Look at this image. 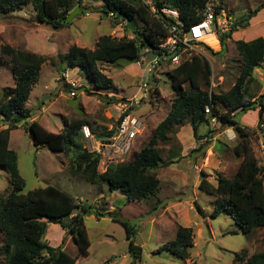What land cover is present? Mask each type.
I'll return each instance as SVG.
<instances>
[{
  "label": "rangeland",
  "instance_id": "rangeland-1",
  "mask_svg": "<svg viewBox=\"0 0 264 264\" xmlns=\"http://www.w3.org/2000/svg\"><path fill=\"white\" fill-rule=\"evenodd\" d=\"M221 2L227 6L233 19H239L259 7L264 0ZM104 4L105 0H82L81 6L77 4L73 9L81 8L82 12L59 28L39 22L31 4L14 11L0 12V48L3 44H10L15 48L50 58L43 64L40 78L33 87L26 106L32 111V119L38 120L51 132L62 131L64 120L83 119L98 136L99 142L107 138L106 134L117 127L121 113L120 103L137 93L139 83L143 79V70L137 61L121 58L112 63L101 62L99 67L113 79L114 88L99 90L87 78L84 70L67 65L63 56L73 45L95 49L101 35L133 36V32L126 29L125 22L122 24L123 29H120L121 26L117 23L119 20L102 10ZM258 13L262 15L254 20V23H249L246 27L240 26L236 30L248 27L247 34L260 32L263 37L264 8ZM137 25L143 27L139 20ZM236 40L237 36L233 34L226 38V43L221 46L214 36L205 40L214 52H218L213 54L208 49L203 50L213 72L211 84L207 87L211 93L228 91L240 74L242 60L235 46ZM145 49L142 47L141 52H145ZM149 56L152 57V54ZM10 59V56L2 54L0 50V95L4 89L15 85L13 62ZM168 72L169 66L161 65L153 76L145 73L151 88L156 87L159 91L153 92L151 98L135 108V114L142 121V130L131 147V154L117 158L114 164L134 159L167 115L175 94ZM66 74H69V78L79 81L80 87L75 97L69 95L71 86L66 80ZM263 91L264 78L255 70L246 85V98L258 99ZM112 96H117L121 102L112 103V100L108 99ZM236 119L242 124H247L259 135V138L257 134L251 138V144L259 164L264 169V126L258 125V111L240 112ZM8 123L9 121L0 115V126ZM17 123L11 130L9 147L18 155L19 171L25 179L23 193L53 185L72 195L78 203L94 207L91 213L85 215L91 241L89 254L85 257L79 256L75 264H120L133 260L124 226L113 220L108 212L135 226L137 232L134 240L143 247L140 264H236V252L242 249H247L249 253L264 250V228L246 233L227 213L214 216L216 197L198 187L204 172L207 179L215 184L220 173L229 178L235 175L242 160L234 152V147L240 140L235 129L236 139L230 140L222 135L217 142L221 150L213 155L210 150L203 152L200 148L189 152L195 143L191 123L175 128L169 133L170 141L158 145L162 160L156 174L162 187L157 197L151 196L137 201L128 200L119 190L111 192L105 184H92L81 175H73L69 168L72 153L66 155L64 152L52 151L46 145H34L26 128L27 124L19 121ZM205 126L203 124L202 128ZM81 142L89 151L95 144L93 140L85 137H81ZM105 161V158L101 161L99 171L105 167ZM224 163L227 168H222ZM10 186L9 172L0 166L1 199L6 198ZM97 211L107 215H97ZM179 225L191 227L195 233L191 255L187 260L168 250L158 252L165 243L175 239ZM54 232L48 231V241L52 246ZM67 237L66 234L64 239ZM0 239L2 241V238ZM66 251L78 256L74 239L69 241Z\"/></svg>",
  "mask_w": 264,
  "mask_h": 264
},
{
  "label": "trees",
  "instance_id": "trees-1",
  "mask_svg": "<svg viewBox=\"0 0 264 264\" xmlns=\"http://www.w3.org/2000/svg\"><path fill=\"white\" fill-rule=\"evenodd\" d=\"M208 1L105 0L102 10L108 15L113 12L114 18L119 20L118 24L126 19L133 21L137 28L133 36L104 34L99 36L95 49L73 45L63 57L68 66L84 70L96 88L111 90L114 88V81L100 69L99 63H112L121 58L138 61L142 47L157 49L159 42L167 37L165 24L172 20L162 13L163 7L177 9L183 22L190 26L204 18L208 11ZM81 2L82 0H0V12L14 11L31 4L39 22L59 28L67 23L64 19L77 4L81 6ZM152 6L158 15L153 13ZM262 8L264 2L237 19L233 28L220 36L221 44L224 45L226 38L231 37L234 30L237 31L238 25L248 26L251 18ZM138 20L143 23V27L137 25ZM235 46L242 60L241 71L228 91H208L213 72L207 56H194L170 68L168 74L175 94L165 118L157 125L148 142L136 153L134 159L118 164L111 162L99 171L103 160L101 153L87 150L81 142L85 120H64L63 130L54 133L38 120L32 119V111L26 106L33 87L39 80L42 66L50 58L3 44L1 53L10 56L13 62L15 86L4 89L0 95V115L9 121L0 128V166L7 169L11 182L6 198H0V264H75L79 256L85 257L89 254L91 246L85 215L91 213L94 207L78 203L72 195L53 185L23 193L25 179L19 171L18 155L9 147L11 130L17 126L18 121L27 124L26 128L34 145H46L50 150L64 152L66 155L72 153L69 168L73 175H81L92 184H105L111 191L119 190L128 200L139 201L151 196L157 197L160 190L156 169L160 167L162 156L158 145L161 142H169V133L188 122L193 127L194 135L199 138V126L210 124V118L205 112L206 106H209L212 114L219 117L223 127H234L237 131L240 140L235 145L234 152L242 161L232 178L218 174L217 184L207 179L204 172L198 187L216 197L214 216L227 213L246 233L264 228V169L259 164L251 144V138L256 131L236 119L240 112L258 109V125H263L264 93L258 99H247L246 85L264 60V37L250 41L236 40ZM207 49L213 54H218L209 46ZM152 90L159 91L156 87ZM108 99L115 104L121 102L117 96ZM115 130L106 134V137L112 136ZM95 137L98 139V136ZM205 147L206 144H200L191 152L199 148L204 150ZM107 214L124 226L129 251L133 256L132 261L120 264H140L143 247L134 240L137 232L135 226L111 212ZM107 214L97 211V215ZM49 223L60 224L67 234L72 235L78 247V256L68 253L62 245L54 247L46 241ZM194 237L193 228L179 225L175 239L165 243L158 252L168 250L187 260L191 255ZM234 262L264 264V250L249 253L247 249H242L235 253Z\"/></svg>",
  "mask_w": 264,
  "mask_h": 264
},
{
  "label": "built area",
  "instance_id": "built-area-1",
  "mask_svg": "<svg viewBox=\"0 0 264 264\" xmlns=\"http://www.w3.org/2000/svg\"><path fill=\"white\" fill-rule=\"evenodd\" d=\"M207 7L208 11L205 13L204 18L190 26H187L183 22L181 14L177 9L163 7L162 13L172 20L167 21L165 24L168 32L167 37L159 42L157 49L146 48L145 52H141L137 63L141 65L143 70V79L139 83L137 93L132 98L120 103L121 113L115 132L106 140L99 142L90 126H83V136L95 142L91 151L101 153L102 159H106L104 162L105 166L114 162L119 157L122 158L130 154L137 134L142 130V121L135 114L134 108L153 95L150 81H146L145 73L153 76L161 65H167L170 69L192 59L194 56H205L203 50H206L209 45L204 41V37L214 34L221 46L220 36L233 28L237 19H233L229 15L227 6L223 5L220 0H209ZM152 11L155 15H158L153 6ZM109 16L114 18L115 14L110 12ZM124 22L126 25V21H121L120 24L122 25ZM237 28H240V25ZM149 54H152V57ZM257 71L260 74H264V60ZM68 75L66 74V80L71 86L69 95L75 97L78 94L77 89L80 87V84L77 79L69 78ZM205 112L210 118L211 128H224L225 132L229 133L227 128L223 127L219 117L212 114L209 106H206Z\"/></svg>",
  "mask_w": 264,
  "mask_h": 264
},
{
  "label": "crops",
  "instance_id": "crops-1",
  "mask_svg": "<svg viewBox=\"0 0 264 264\" xmlns=\"http://www.w3.org/2000/svg\"><path fill=\"white\" fill-rule=\"evenodd\" d=\"M262 14L261 13H257V15L256 16H254L253 18H251V20H250V24L253 22L254 23V20H256L259 16H261ZM262 20H264V18L262 19ZM264 21H262V23H263ZM119 26H121L120 27V29H123L122 28V25H120L119 24ZM247 29H248V27L247 28H242V29H239V30H237V31H235L234 33H233V36H237V40H245V41H250V40H252V39H254V38H257V37H260V36H262L261 34H260V32H256V33H251V34H247ZM264 37V36H263ZM211 48V47H210ZM33 52V51H32ZM36 53V52H35ZM39 54V53H38ZM7 56V55H6ZM11 60V59H10ZM79 68V67H78ZM261 75V77H263L264 78V74H260ZM40 78V77H39ZM38 82V81H37ZM15 86V85H14ZM14 86H12V87H14ZM262 93V92H261ZM263 93H264V91H263ZM254 99V98H253ZM257 111H258V109H257ZM258 113H259V111H258ZM202 125L203 124H201L200 126H199V129H198V135H199V138H197L195 135V143H193V145H192V147L189 149L190 151V153H191V151L193 150V149H195L196 147H198L200 144H206V143H208V144H206V147H205V151L203 150V152H206L207 150H210L212 153H213V155H214V153L215 152H217V151H220L221 150V148L217 145V142L219 141V139H220V137L222 136V135H225V136H227L230 140H235L236 139V134H235V130H234V128L233 127H228L227 128V131L229 132L228 134L225 132V130H224V128H222V129H220V128H217V129H213V128H211V126H210V124H207V123H205V128H202ZM246 126H248L247 124H245ZM5 125H1L0 126V128L1 127H4ZM192 126V125H191ZM190 126V127H191ZM263 126H264V124H263ZM192 130H193V127H192ZM194 131V130H193ZM233 131V132H232ZM257 134V133H256ZM203 136V137H202ZM257 136V138H259V135L257 134L256 135ZM179 137H180V134H179ZM181 138V137H180ZM198 143H199V145H198ZM242 159V158H241ZM214 161H215V158L213 159ZM242 161V160H241ZM241 161H240V163H241ZM216 163V162H215ZM240 163H239V165H240ZM225 165L222 167V168H227V165H226V163H224ZM239 165H238V167H239ZM215 166V165H214ZM238 167H237V169H238ZM236 169V170H237ZM202 173V172H201ZM200 180H201V178H200ZM200 180H199V182H200ZM160 182H161V180H160ZM199 185V184H198ZM160 187H162V186H160ZM111 191V190H110ZM112 192V191H111ZM76 213V212H75ZM85 219H86V216H85ZM48 231H55L54 232V235L52 236V244L54 245V247L55 246H59V245H62V247H63V249H65L66 250V247L68 246V244H69V241L71 240V239H73V237H72V235H69V234H67V232H66V230L60 225V224H58V223H49V225H48V229H47V233H46V235H45V239H46V241L49 243V241H48V237H49V235H48ZM66 234H67V239H64V237L66 236ZM0 244H1V239H0ZM50 244V243H49ZM51 245V244H50Z\"/></svg>",
  "mask_w": 264,
  "mask_h": 264
},
{
  "label": "water",
  "instance_id": "water-1",
  "mask_svg": "<svg viewBox=\"0 0 264 264\" xmlns=\"http://www.w3.org/2000/svg\"><path fill=\"white\" fill-rule=\"evenodd\" d=\"M79 12L81 13L82 12V9L81 8H76L75 10H73L65 19L64 21L65 22H70L73 20L74 17L77 16V14H79ZM126 22L128 24V30L131 31V32H134L136 31V27L135 25L133 24V21L131 19H126Z\"/></svg>",
  "mask_w": 264,
  "mask_h": 264
},
{
  "label": "bare ground",
  "instance_id": "bare-ground-1",
  "mask_svg": "<svg viewBox=\"0 0 264 264\" xmlns=\"http://www.w3.org/2000/svg\"><path fill=\"white\" fill-rule=\"evenodd\" d=\"M210 36H214L215 37V35L214 34H209V35H207L206 37H204V41L206 40V38L207 37H210ZM216 38V37H215ZM217 39V38H216ZM206 42V41H205ZM207 43V42H206Z\"/></svg>",
  "mask_w": 264,
  "mask_h": 264
},
{
  "label": "clouds",
  "instance_id": "clouds-1",
  "mask_svg": "<svg viewBox=\"0 0 264 264\" xmlns=\"http://www.w3.org/2000/svg\"><path fill=\"white\" fill-rule=\"evenodd\" d=\"M126 24H127V22H126ZM153 50V49H152ZM131 154V153H130Z\"/></svg>",
  "mask_w": 264,
  "mask_h": 264
}]
</instances>
